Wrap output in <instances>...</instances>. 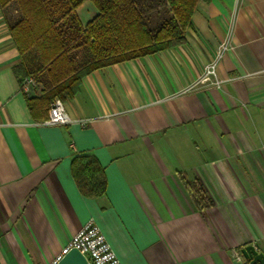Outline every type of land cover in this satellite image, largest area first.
Wrapping results in <instances>:
<instances>
[{
  "label": "crops",
  "instance_id": "1",
  "mask_svg": "<svg viewBox=\"0 0 264 264\" xmlns=\"http://www.w3.org/2000/svg\"><path fill=\"white\" fill-rule=\"evenodd\" d=\"M93 9H77L83 26ZM191 22L184 45L83 77L70 123L51 126L29 113L0 9V264H55L89 221L121 264L264 256V0H198ZM223 43L222 86L190 89ZM80 153L104 169L98 199L72 178ZM179 172L213 200L203 215Z\"/></svg>",
  "mask_w": 264,
  "mask_h": 264
},
{
  "label": "trees",
  "instance_id": "2",
  "mask_svg": "<svg viewBox=\"0 0 264 264\" xmlns=\"http://www.w3.org/2000/svg\"><path fill=\"white\" fill-rule=\"evenodd\" d=\"M86 0H0L3 19L20 55L12 67L36 123L47 119L55 99L72 100L81 80L95 70L186 43L198 0H91L97 15L84 27L76 10ZM208 1V0H206ZM71 144V142H70ZM72 178L89 199L105 195L103 167L90 153L73 154ZM179 179L201 214L214 205L203 183Z\"/></svg>",
  "mask_w": 264,
  "mask_h": 264
},
{
  "label": "built area",
  "instance_id": "3",
  "mask_svg": "<svg viewBox=\"0 0 264 264\" xmlns=\"http://www.w3.org/2000/svg\"><path fill=\"white\" fill-rule=\"evenodd\" d=\"M228 49L227 43L220 45L215 57L210 61L196 80L194 86H210L220 88L223 84L222 80L217 78V68L222 54ZM35 82L32 78L24 81L23 90L29 91V88ZM71 121L68 112L66 111L64 102L55 99L49 108L48 117L44 124L51 126L67 125ZM75 248L85 256L89 264H121L116 255L111 250L104 236L93 221L87 222L69 241L63 253L69 249ZM235 263L240 262L238 253L234 254Z\"/></svg>",
  "mask_w": 264,
  "mask_h": 264
},
{
  "label": "water",
  "instance_id": "4",
  "mask_svg": "<svg viewBox=\"0 0 264 264\" xmlns=\"http://www.w3.org/2000/svg\"><path fill=\"white\" fill-rule=\"evenodd\" d=\"M241 261L236 264H264V256L255 245H247L240 250ZM55 264H89L79 250L69 249Z\"/></svg>",
  "mask_w": 264,
  "mask_h": 264
},
{
  "label": "rangeland",
  "instance_id": "5",
  "mask_svg": "<svg viewBox=\"0 0 264 264\" xmlns=\"http://www.w3.org/2000/svg\"><path fill=\"white\" fill-rule=\"evenodd\" d=\"M85 3H89V5H90L91 7H94L93 10H94V13H95V16H96L98 12H97V9L95 8V6L93 5V3L91 2V0H86V1H84L80 6H82V5L85 4ZM80 6H79V7H80ZM79 7H78V8H79ZM76 13H77V10H76ZM77 15H78V14H77ZM95 16H94V17H95ZM94 17H93V18H94ZM78 18H79V17H78ZM93 18H92V19H93ZM82 19H83V20H86L85 15L82 16ZM92 19H91V20H92ZM79 20H80V19H79ZM85 26H86V25H85ZM85 26H84V27H85ZM204 68H205V67H204ZM204 68H203V70H204ZM203 70H202V71H203ZM201 73H202V72H201ZM194 84H195V83L192 84V86L190 87V89H192V87H197V86H199V85L194 86ZM22 91H24V90L22 89ZM48 111H49V110H48ZM47 117H48V114H47ZM44 121H45V120H44ZM44 121H43V123H44Z\"/></svg>",
  "mask_w": 264,
  "mask_h": 264
},
{
  "label": "flooded vegetation",
  "instance_id": "6",
  "mask_svg": "<svg viewBox=\"0 0 264 264\" xmlns=\"http://www.w3.org/2000/svg\"><path fill=\"white\" fill-rule=\"evenodd\" d=\"M241 259V258H240ZM241 261V260H240Z\"/></svg>",
  "mask_w": 264,
  "mask_h": 264
}]
</instances>
